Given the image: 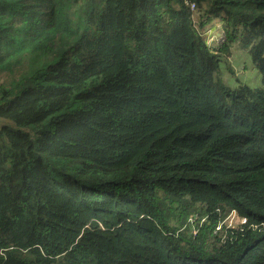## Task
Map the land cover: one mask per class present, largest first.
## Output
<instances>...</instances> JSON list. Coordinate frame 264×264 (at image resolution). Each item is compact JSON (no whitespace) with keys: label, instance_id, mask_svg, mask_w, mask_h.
<instances>
[{"label":"trees","instance_id":"obj_1","mask_svg":"<svg viewBox=\"0 0 264 264\" xmlns=\"http://www.w3.org/2000/svg\"><path fill=\"white\" fill-rule=\"evenodd\" d=\"M0 264H264V0H0Z\"/></svg>","mask_w":264,"mask_h":264},{"label":"rangeland","instance_id":"obj_2","mask_svg":"<svg viewBox=\"0 0 264 264\" xmlns=\"http://www.w3.org/2000/svg\"><path fill=\"white\" fill-rule=\"evenodd\" d=\"M194 8L191 9L194 10ZM196 21L197 25H199L198 15H196ZM221 25L222 24L219 22H213L212 24L205 26V31L210 27V29L207 30L205 34L206 43L209 47H211L213 44V42L210 43V40L208 39L209 37H218L221 33H224ZM213 31L217 32L215 33ZM221 46H217V48ZM227 56H224L227 60L223 59L224 62H221L222 67L219 75L226 87L235 89L240 85H246L252 90L263 88L262 74L255 67L252 60V55L249 50L244 49L237 44L227 52ZM230 69L233 71L231 72Z\"/></svg>","mask_w":264,"mask_h":264},{"label":"built area","instance_id":"obj_3","mask_svg":"<svg viewBox=\"0 0 264 264\" xmlns=\"http://www.w3.org/2000/svg\"><path fill=\"white\" fill-rule=\"evenodd\" d=\"M195 5L191 4V8H194ZM210 43L213 42L215 46H221L226 41L225 33H221L218 37L212 36L208 38ZM248 223V220L245 217H237L236 214L233 212L228 218L224 221L219 223L218 227L216 228V232L221 231L224 227L227 228H242L244 225ZM257 228V227H254Z\"/></svg>","mask_w":264,"mask_h":264},{"label":"crops","instance_id":"obj_4","mask_svg":"<svg viewBox=\"0 0 264 264\" xmlns=\"http://www.w3.org/2000/svg\"><path fill=\"white\" fill-rule=\"evenodd\" d=\"M209 29H210V27H209L207 30H209ZM207 30H206V31H207ZM213 32H215V33H216L217 31H213ZM212 45H213V44H212ZM213 47H215V46L213 45Z\"/></svg>","mask_w":264,"mask_h":264},{"label":"clouds","instance_id":"obj_5","mask_svg":"<svg viewBox=\"0 0 264 264\" xmlns=\"http://www.w3.org/2000/svg\"><path fill=\"white\" fill-rule=\"evenodd\" d=\"M214 45V44H213ZM213 45L211 46V47H213ZM215 46V45H214ZM215 47H217V46H215ZM247 219V218H246Z\"/></svg>","mask_w":264,"mask_h":264}]
</instances>
